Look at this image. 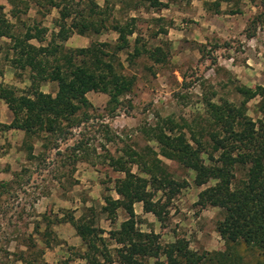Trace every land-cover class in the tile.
<instances>
[{"label":"rangeland","instance_id":"rangeland-1","mask_svg":"<svg viewBox=\"0 0 264 264\" xmlns=\"http://www.w3.org/2000/svg\"><path fill=\"white\" fill-rule=\"evenodd\" d=\"M14 1L17 11L25 4L29 9L14 18L8 1L0 0L14 23L13 31L22 34L33 25L44 28L46 45L59 29L57 9L49 8L45 0ZM79 1L86 6L87 0ZM93 1L105 11L106 29L85 35L69 31L56 42L66 50L107 43L105 51L112 53L116 69L135 76L133 89L120 98L113 113L107 94L88 92L91 106L84 109L88 118L63 136L41 134L27 140L22 130L0 131V264H92L90 257L100 264H120L116 249L121 246L109 238V232L119 228L127 214L118 208L110 219L102 208L104 197L118 198L115 181L124 177L112 168L110 159H129L128 148L140 154L130 164L133 173L147 177L141 172L143 163L160 160L172 179L186 183L169 201L166 192H154L153 199L167 205L163 222L144 212L142 203H135L138 229L158 234L164 247L176 239L186 240L192 251L211 257L213 264H257L264 250L226 241L216 230L222 211L198 204V194L214 181L197 186L192 170L159 154L148 131L171 117L187 137L201 133L207 138L205 97L215 92L213 101L240 104L243 96L238 87L264 85V0H159V6L139 0ZM115 23L135 27L129 47L116 53L118 34L111 28ZM135 39L142 54L131 57ZM31 43L39 45L35 39ZM10 45L9 39L0 37V84L20 94L30 87L29 72L13 66ZM157 47L165 54L162 63H155L146 52ZM40 89L54 95L57 84L43 82ZM259 101L254 96L247 102L253 119L260 118ZM12 118L0 100V121L8 124ZM25 140L32 145L31 157ZM80 141L82 147L73 150ZM70 217L103 231L104 243L95 240L98 251L84 244L68 222Z\"/></svg>","mask_w":264,"mask_h":264},{"label":"trees","instance_id":"trees-1","mask_svg":"<svg viewBox=\"0 0 264 264\" xmlns=\"http://www.w3.org/2000/svg\"><path fill=\"white\" fill-rule=\"evenodd\" d=\"M7 1L14 18H18L19 13H27L29 9L25 4L22 11H17L18 1ZM45 1L49 8L57 9L59 14V29L46 45H43L46 29L33 25L22 34L15 33L14 23L3 12L4 6L0 5V37L9 39V50L13 55L11 63L18 69L28 70L30 81L28 91L20 94L12 87L0 84V100L4 101L13 116L8 124L0 121V131L22 130L27 140L41 134H45V137L63 136L70 128L80 126L88 118L84 109L91 106L86 97L90 91L107 94L108 102L114 104L110 109L113 113L121 102L120 98L130 94L136 80L134 75L128 76L116 69L112 53L105 51L107 43L66 50L56 42V39H65L69 31L85 35L89 31L98 34L106 29L105 11L93 0H87L83 7L79 0ZM139 1H149L152 6L160 5L159 0ZM111 28L118 34L113 52L128 48V37L134 33L135 27L129 23H115ZM160 32L166 33L163 29ZM33 39L39 45L31 43ZM137 41L135 39L131 57L142 54ZM146 52L155 63L165 60V54L158 47ZM43 82L57 84L54 95L41 91ZM237 91L243 96L240 104L226 99L213 101L215 92L205 97L210 126L207 138L201 133L198 136L192 133L191 137H187L171 117L158 121L149 129L148 135L158 144L160 155L194 172L197 186L214 181L213 185L198 194L197 202L202 207L209 205L222 211L223 217L216 224L222 238L264 250V85L238 87ZM254 96L260 97L258 119H253L247 113V102ZM127 102L131 107L130 101ZM81 147L82 141L76 143L73 150ZM27 148L31 157L32 145L27 144ZM139 155L128 148L126 156L129 159H110L112 168L124 173V177L116 179L114 185L118 198L104 197L105 205L102 208L110 219L115 218L118 208L127 214L119 228L109 232V238L121 246L116 249L118 262L213 264L211 257L192 251L186 240L176 239L164 247L158 240V234L146 233L136 227L135 203H142L144 212L152 213L159 222H163L167 205L161 203L160 199L154 200V192H166L169 201L186 186L185 182L172 179L166 165H161L160 160L150 165L143 163L141 172L147 177L133 173L130 164L136 163ZM68 222L74 226L84 244L98 251L95 240L104 243L103 231L97 232L74 217H70ZM101 254L107 262H112L109 255ZM150 258H155V261L147 262ZM89 260L92 264H100L95 257ZM257 264H264V255Z\"/></svg>","mask_w":264,"mask_h":264}]
</instances>
